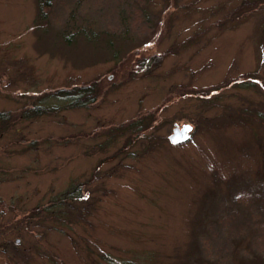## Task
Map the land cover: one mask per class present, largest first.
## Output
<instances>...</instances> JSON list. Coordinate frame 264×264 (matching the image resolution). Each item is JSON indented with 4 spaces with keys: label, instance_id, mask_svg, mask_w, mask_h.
Returning a JSON list of instances; mask_svg holds the SVG:
<instances>
[{
    "label": "rangeland",
    "instance_id": "374dc122",
    "mask_svg": "<svg viewBox=\"0 0 264 264\" xmlns=\"http://www.w3.org/2000/svg\"><path fill=\"white\" fill-rule=\"evenodd\" d=\"M246 1L0 0V264H181L193 244L192 264H264V5ZM87 84L88 107L26 115ZM176 124L193 130L172 144ZM71 183L89 200L61 223L42 208Z\"/></svg>",
    "mask_w": 264,
    "mask_h": 264
},
{
    "label": "trees",
    "instance_id": "16d2710c",
    "mask_svg": "<svg viewBox=\"0 0 264 264\" xmlns=\"http://www.w3.org/2000/svg\"><path fill=\"white\" fill-rule=\"evenodd\" d=\"M261 2H262L261 5H264L263 3L264 0L246 1L245 3L241 4L237 8L238 9L237 12H239L241 9L253 8L256 5H260ZM40 6H41V9H45V8L47 9L48 4H44V5L41 4ZM87 29L86 28L83 29L81 26H78L74 31V35H77L78 37H80V35L83 34L84 32L85 33L91 32L90 27H88ZM173 52H174L173 50H170L166 54H159L158 57L160 56L166 57V56H169V54L171 55ZM155 62L159 64L160 59H156ZM96 87L97 86L95 85L87 84V85H82V86H76L73 88L59 89V90L51 91V92H43L42 96L39 99L40 101H38V103H35L32 108L26 110L27 111L26 115L28 117H31L33 115H45L48 113H57L59 111L66 110V109H78V108H83V107L86 108L91 103L95 102L97 99L98 93H96V91L94 90ZM53 99L54 100L60 99L64 103L58 106H53L51 105V103L49 104L47 103ZM5 115H6L5 113H0V124L6 123L7 117ZM142 122L143 121L133 122L127 126L128 129H124L122 131L123 132H127V131L141 132L144 130V126ZM119 130L120 129H118V127H114L111 130L110 135L111 136L118 135ZM86 184L81 183L79 185H76L75 183H71V185L68 187L66 191H64L58 198L50 202L49 207H44L42 209L48 210L49 212L53 213V214H50L52 218L55 221L56 220L61 221V223H64V220L67 219L64 216H68V213L70 212H73L74 215H78L77 211H80L82 213L83 210L86 208V203L89 200V192H86L87 190ZM194 246L196 249V244H193L192 247L190 248L189 253L186 254L181 264H192L191 257L194 254V251L192 252V249L194 250L193 248ZM205 264H211V263H208L207 261Z\"/></svg>",
    "mask_w": 264,
    "mask_h": 264
},
{
    "label": "water",
    "instance_id": "95a60500",
    "mask_svg": "<svg viewBox=\"0 0 264 264\" xmlns=\"http://www.w3.org/2000/svg\"><path fill=\"white\" fill-rule=\"evenodd\" d=\"M192 130L193 127L190 124L182 126L176 124L172 134L169 136V140L172 144L183 143L189 138Z\"/></svg>",
    "mask_w": 264,
    "mask_h": 264
},
{
    "label": "flooded vegetation",
    "instance_id": "af4514ba",
    "mask_svg": "<svg viewBox=\"0 0 264 264\" xmlns=\"http://www.w3.org/2000/svg\"><path fill=\"white\" fill-rule=\"evenodd\" d=\"M7 117V115H5Z\"/></svg>",
    "mask_w": 264,
    "mask_h": 264
}]
</instances>
